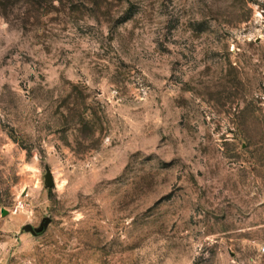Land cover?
<instances>
[{
    "label": "rangeland",
    "instance_id": "rangeland-1",
    "mask_svg": "<svg viewBox=\"0 0 264 264\" xmlns=\"http://www.w3.org/2000/svg\"><path fill=\"white\" fill-rule=\"evenodd\" d=\"M0 264H264V0H0Z\"/></svg>",
    "mask_w": 264,
    "mask_h": 264
},
{
    "label": "water",
    "instance_id": "water-1",
    "mask_svg": "<svg viewBox=\"0 0 264 264\" xmlns=\"http://www.w3.org/2000/svg\"><path fill=\"white\" fill-rule=\"evenodd\" d=\"M44 184L46 187H51L54 185L52 174H51L49 169H46V174L44 177ZM6 213H7V210H5V209L1 210V215H5ZM49 222H50V218L45 217L40 222L38 227L31 228L30 226H25L24 229L29 230L33 235H36V234L41 233L47 227Z\"/></svg>",
    "mask_w": 264,
    "mask_h": 264
}]
</instances>
